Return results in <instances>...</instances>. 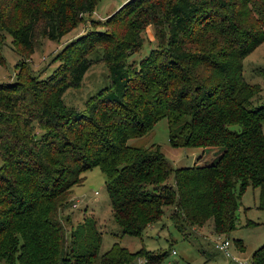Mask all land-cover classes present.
<instances>
[{"label": "trees", "instance_id": "1", "mask_svg": "<svg viewBox=\"0 0 264 264\" xmlns=\"http://www.w3.org/2000/svg\"><path fill=\"white\" fill-rule=\"evenodd\" d=\"M96 1L0 0V49L7 37L21 56L39 39L59 41ZM139 1L112 13L108 22L120 15L123 23L116 35L90 29L75 39L108 44L100 58L108 85L81 111L65 107L61 95L79 84L90 64L84 56L27 85L0 83L3 264H159L162 254L129 252L117 243L99 254L91 219L68 232L63 213L71 189L92 168L104 176L121 235L139 237L165 208L180 233L210 220L214 234H226L246 188L256 190L264 216V100L252 104L258 87L241 75L242 59L264 41V0ZM147 25L156 48L128 64ZM160 119L170 147L209 150L211 158L172 168L157 146L128 144ZM247 264H264V243Z\"/></svg>", "mask_w": 264, "mask_h": 264}, {"label": "rangeland", "instance_id": "2", "mask_svg": "<svg viewBox=\"0 0 264 264\" xmlns=\"http://www.w3.org/2000/svg\"><path fill=\"white\" fill-rule=\"evenodd\" d=\"M126 1L97 0L92 12L84 15L82 21L59 41L39 39L33 52L25 53V56L19 54L21 48L7 37L0 49L3 59L0 60V83L18 81L27 85L29 78L45 79L58 68L59 72L62 71L60 67L62 62L69 66L74 57L84 56L90 60V64L79 84L76 87H68L61 95L65 107L81 111L86 99L108 85L106 65L100 59L102 48L108 50V44L100 45V38L90 40V46L84 43L75 44L74 41L90 29L116 35L123 25L119 20L121 16L109 22L108 20ZM195 24L196 22L193 21L192 27ZM78 32L80 35L75 36ZM139 37H141V48L127 58L128 64L137 63L149 50L156 48L151 26H145ZM69 44L73 46L68 49ZM241 75L246 83L258 87L259 92L252 99V104H259L264 100V41L242 59ZM261 132L264 135V124L261 125ZM128 144L135 147L157 146L172 168L191 166L199 156H201L199 162L211 158L209 150L201 153L202 149L199 148L170 147L167 143L165 119L158 120L147 134L129 140ZM82 178L80 184L72 187L63 215L70 220V226L66 227L68 232L69 227L72 226L73 229L82 219H91L95 222L99 235V254L106 252L113 243H117L129 252L143 248L152 254H162L159 264H247L253 250L264 243V216L257 209L256 190L246 188L242 192L240 205L235 212V228L226 234H214L210 220L201 227H192L180 233L168 220L169 209L165 208L157 223L146 228L139 237H131L121 235L111 218L103 174L97 168H92L84 172ZM248 222L251 224L247 225ZM223 240H227L228 252L235 262L214 248L215 242Z\"/></svg>", "mask_w": 264, "mask_h": 264}, {"label": "built area", "instance_id": "3", "mask_svg": "<svg viewBox=\"0 0 264 264\" xmlns=\"http://www.w3.org/2000/svg\"><path fill=\"white\" fill-rule=\"evenodd\" d=\"M213 246H214L215 249L220 251L226 258H229L230 260L235 262V260L232 259V257L230 256V254L228 252V249H227L228 242H227V240L215 242ZM138 263L140 264V261H138Z\"/></svg>", "mask_w": 264, "mask_h": 264}, {"label": "crops", "instance_id": "4", "mask_svg": "<svg viewBox=\"0 0 264 264\" xmlns=\"http://www.w3.org/2000/svg\"><path fill=\"white\" fill-rule=\"evenodd\" d=\"M77 35H80V33L78 32L75 36H77ZM194 163H195V161H194ZM240 241V240H239ZM240 244H241V241H240Z\"/></svg>", "mask_w": 264, "mask_h": 264}]
</instances>
